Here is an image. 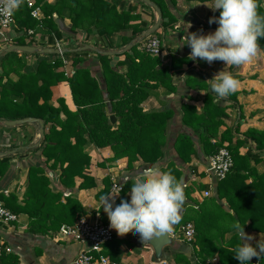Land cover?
<instances>
[{
  "label": "trees",
  "instance_id": "16d2710c",
  "mask_svg": "<svg viewBox=\"0 0 264 264\" xmlns=\"http://www.w3.org/2000/svg\"><path fill=\"white\" fill-rule=\"evenodd\" d=\"M33 6L39 8L43 18L36 20L31 17V10L21 5L14 13L15 33L21 35L12 39L18 46H32V39L26 35L28 30L41 32V37H48L49 43L59 38V32L53 23L52 16H67L72 29L78 28L90 33L96 30L101 36H111L119 32L130 31L131 38H135L147 30L135 8H124L120 4V11L116 10L115 1L107 0H57L52 7L44 4V0H32ZM157 6L160 15V27L153 34L157 38H165L166 32L172 30L176 20L169 12L162 0H150ZM205 1V0H200ZM141 5L143 3L139 1ZM43 4V5H41ZM148 7V6H146ZM258 11L264 14V0H258ZM217 9L215 16L218 17ZM25 39L27 42L25 43ZM160 39V40H161ZM162 41V40H161ZM264 53V38L259 39ZM164 45V44H163ZM165 49V47H164ZM87 52L72 53L69 75L65 76L62 61L57 55H39L37 53L24 54L40 58L34 71L26 72V63L19 53H4L0 51V125L4 128L5 122H13L27 118L41 120L43 123V137L40 142L41 155L45 158L48 172L59 169L60 184L68 189L74 187V179L80 178L82 182L78 190L90 189L92 178L85 174L90 166V157L85 152L88 145L97 149L109 148L112 157L108 162L119 159L127 160V170H132L134 162L142 161L145 165L158 166L164 161L167 148L168 123L172 118L171 110H153L144 112L141 108L143 102L150 94L159 89L168 93L176 91L173 85V76L185 74L186 85L205 92L203 108L200 114L194 106L181 104L182 124L189 127L193 134L198 136L199 146L206 157L218 153L226 148L230 153L233 166L226 178L217 183L216 194L218 198L227 199L231 210L240 219V211L247 212L251 223L250 228L256 233L264 234L261 222L264 219V176L259 175L254 168L249 167L248 160L258 163V155L264 153V130L250 129L245 132L242 139L232 144L233 136L230 130L221 133V139L211 143L216 138L218 128L223 125L222 118L226 109L237 110V127L242 117L240 106L236 100V93L230 94L222 100L228 106L215 103L218 97L210 89V80L205 73L190 74L194 63L188 58L168 57L164 66L157 58L146 55L136 47L126 52L122 61L112 62V58L99 55L101 78L98 81L90 75V71L82 67ZM69 54H64L65 61ZM52 58V59H48ZM68 65L66 62L65 66ZM117 67H126L124 73L117 72ZM59 83H67L71 100L75 110H70L63 99L51 101V87ZM223 105V106H222ZM60 114L65 119L60 120ZM114 116L117 123L111 126L109 117ZM228 145L224 146V143ZM247 142L255 144V150L248 151L243 157L239 156L238 149ZM173 149L177 158L183 164H189L197 157L194 143L189 135L180 134L176 137ZM39 149H34L36 152ZM10 157L0 159V178L9 168ZM162 170H171L172 174L181 182L182 172L174 161H167ZM241 171L247 175L240 174ZM251 177L252 182L245 185ZM104 188L95 195L101 202V197L109 194L111 182L109 178L103 180ZM132 180H127L120 191L117 204L130 191ZM50 182L42 167H30L27 173V188L23 205L17 204L14 195L0 194V203L14 215L26 213L30 219V231L40 232L39 223L51 220L50 230L58 232L62 225H72L81 215L91 211L81 207L79 202L71 195L61 202L62 193H54L49 189ZM208 189L199 186V190ZM233 190L237 196L230 197L227 190ZM189 197V193L185 192ZM208 199V198H206ZM200 212H191L181 216L177 224L192 223L195 230V239L192 246L195 250L197 264H205L208 259L218 256L219 264H239L234 258L238 238L234 235L227 245H219L218 237L210 235L208 219ZM96 212L92 211V214ZM97 213L100 222L109 225V219L100 206ZM175 224V225H177ZM174 225V226H175ZM173 226V228H175ZM222 237V236H220ZM219 237V238H220ZM115 261V260H113ZM0 264H17V258L10 254H3Z\"/></svg>",
  "mask_w": 264,
  "mask_h": 264
},
{
  "label": "crops",
  "instance_id": "0c3cea01",
  "mask_svg": "<svg viewBox=\"0 0 264 264\" xmlns=\"http://www.w3.org/2000/svg\"><path fill=\"white\" fill-rule=\"evenodd\" d=\"M56 1L44 0V4L52 7L56 4ZM107 1L117 2L115 5L118 12L120 11V4H123L125 9L134 7V12L140 15L141 21L146 25L147 30L135 38H131L130 31L119 32L111 36H101L96 30L90 33H86L84 30L78 28L73 30L72 23L67 16L58 17L54 14L52 16L53 23L60 35L59 38L55 39L60 42L63 55L69 54L68 59H66L68 65L60 67L61 71L67 72V76L70 74L68 68H70L71 64V54L87 52V59L82 63V67L88 69L90 75L99 81L101 78V67L98 56L106 55L112 58L113 63L122 61L124 59L123 55L132 48L136 47L137 50H140L142 40L147 37L145 34L158 21L156 12L142 2V0ZM162 1L176 20L174 28L166 32L165 38H160L168 55L164 60L165 62L162 63L165 66L170 56L176 58L189 57L191 49L184 44L187 42L188 33L197 32L202 29L203 33L207 34L215 31L218 25L216 23L209 24V19L216 17L215 13L217 10L214 11L210 8L214 6V0ZM40 15L42 19L43 15L41 11ZM34 34L40 38L46 37H41V32L38 31ZM19 35L21 33H15L14 30H11L8 38H6V42L4 36L0 35V51H4L10 46H18L13 44L12 39ZM26 42L27 40L25 39ZM24 54L26 53H19L18 56L26 63L25 71H34L41 57L35 58L34 56H24ZM0 58L2 59V56ZM256 58L257 63L253 59L239 66L225 65L223 61L219 60L209 64L199 58L192 65H188V68L192 67V72L190 73L192 75L203 72L209 79H212L220 71H224L233 73L240 82L235 92L236 100L239 106L242 107V110L248 111V114L246 112L242 114L238 125L239 130L236 132V118L238 115L231 113L233 109H226V115L222 118L223 125L218 128L217 136L215 139H211V143L220 140L221 133L225 130L231 131L230 135L233 136L232 144L237 139L241 140L243 134L250 129L264 130V53L260 51ZM125 70L126 67H117L116 69L120 73H124ZM187 77V75L181 73L174 75L173 85L176 88L174 93H168L163 89H159L152 92L141 105L144 112L153 110L173 111L172 118L168 123V142L164 161L159 163L158 167L163 166L167 161H174L175 166L182 172L181 182L184 186V193H189V197L185 196L180 213L181 216L185 217L191 212H200L201 206L205 205L202 213H204L205 219L209 220L208 230L210 231V235L218 237L217 243L219 245L223 246L230 243L232 237L235 235L231 229V223L234 221H238L241 225H244L245 232L254 237L251 243L255 244L260 239V236L264 238V234L256 233L250 228L251 220L247 212L240 211V219L236 217L234 211L230 209L227 203L226 194L224 198H218L216 194L217 184L205 173L209 157L204 156L199 146L198 136L193 134L189 127L182 124L181 104L194 106L196 112L200 114L205 96L204 91L186 85L185 80ZM50 90L52 102L55 103L56 100L63 99L70 110H75L67 83H59L51 87ZM221 99L223 100V98L215 99L214 102L225 106L230 104L226 102L222 103ZM257 110L259 113L250 114ZM59 118L61 121L65 119L62 114H60ZM4 128L0 125V159L10 157V160L7 172L0 178V194L4 196L14 195L18 205H23L24 202L28 169L30 167H42L50 182L49 189L54 193H62V203L65 202V197L71 195L79 202L81 207L91 211V213L81 215L79 218H94L96 215H99L97 211L101 206V202L95 199V195L103 190V180L105 178H109L111 184L123 185L127 180H132L144 168L151 167L139 161L132 164V170H127L126 159H119L115 162L107 161L112 157V152L109 148L97 149L93 145H88L85 152L90 157V166L85 171V174L92 178L94 186L90 189L78 190V186L82 180L76 177L74 179V187L66 189L59 182V169L54 170V172H48L47 168L51 163L46 165L45 158L41 155V139L39 137L38 124H24L11 128L4 126ZM180 134L191 137L197 152V157L193 158L189 164H183L177 158L173 149L174 140ZM36 145L38 146L36 147ZM226 145L228 143L225 142L224 146ZM34 149L39 150L34 152ZM254 150L255 144L247 142L239 147L238 153L239 156L243 157L248 151L252 152ZM258 160V163H255L252 159H249V167L254 168L259 175L264 176V153L258 155ZM240 174L245 176L247 172L241 171ZM251 182L252 178L249 177L244 184L248 185ZM200 185L207 186L208 189L199 190ZM207 190L210 192V197L203 199L201 194ZM226 193L230 197L237 196L231 189L227 190ZM109 194L116 195L115 201L117 204L120 193H112L110 187ZM124 198H127V195ZM92 211L96 213L92 214ZM29 223L30 219L26 213L18 214L17 222L9 224L0 223V239L4 243V246L10 250L9 254L17 258V264H72L81 252L89 251L90 249L88 244L62 240L57 237L58 232L49 229L51 227V220L41 221L39 223L41 231L36 233L30 231ZM180 225H175V228H172V231L169 232L174 243L163 250L161 260L155 259L152 249L147 245V240L142 241L140 235L134 229L129 230L124 235L116 234V238L110 244L103 247V253L119 264H197L195 250L197 251L198 248L195 247L194 250L192 245L188 246L181 241ZM261 226L264 227V219L261 222ZM233 243L238 245L240 241L238 239V242ZM213 260H216V264H219L217 254L207 261ZM250 264H264V256L260 260L253 257Z\"/></svg>",
  "mask_w": 264,
  "mask_h": 264
},
{
  "label": "clouds",
  "instance_id": "9594fccd",
  "mask_svg": "<svg viewBox=\"0 0 264 264\" xmlns=\"http://www.w3.org/2000/svg\"><path fill=\"white\" fill-rule=\"evenodd\" d=\"M23 0H0V15L11 16ZM218 17L209 19V24L218 27L207 34L203 30L188 33L186 44L190 49L188 59L199 58L211 64L223 61L225 65H242L252 61L262 51L259 39L264 38V14L258 11V0H214ZM210 81V89L218 98L236 92L239 80L233 73L220 71ZM116 195L101 197V207L109 219V226L117 234L124 235L134 229L143 240L167 234L181 219L185 201L184 186L171 170L158 166L146 167L134 178L127 198L115 201ZM231 229L240 243L235 248L234 258L239 264H250L253 257L264 256V238L255 244L254 237L244 230L238 221Z\"/></svg>",
  "mask_w": 264,
  "mask_h": 264
},
{
  "label": "built area",
  "instance_id": "2783aa9c",
  "mask_svg": "<svg viewBox=\"0 0 264 264\" xmlns=\"http://www.w3.org/2000/svg\"><path fill=\"white\" fill-rule=\"evenodd\" d=\"M21 5H26L31 10L30 15L32 18L36 20L41 19L39 8L33 6L32 0H23ZM14 13L11 16L0 15V35L4 36L5 42L6 38H8V33L15 28ZM26 35L32 39V47L38 49L53 48L57 50L59 52L57 56L62 61L63 66H65L66 61L60 42L53 39V44H50L48 37H37L31 30H28ZM140 50L152 58L159 59L161 63L168 56L165 52L163 42L155 36H147L144 38L141 42ZM65 76H67V72H65ZM232 166L233 161L230 153L226 148H221L217 154L208 158L205 173L217 184L226 178ZM121 189L122 185L116 183L111 186L112 193L119 194ZM201 197L203 199L209 198V190L203 191ZM13 222H17V216L5 209L0 203V223L9 224ZM179 232L181 241L191 246L196 235L193 224L187 223L180 226ZM116 234L115 229L110 228L109 225L102 224L99 215H96L94 218L81 217L72 225L61 226L58 230L57 237L62 240L89 245V251L81 252L72 264H119L103 253V247L110 244L116 238ZM9 252L10 250L4 246V243L0 239V259L3 254H9ZM205 264H216V260L206 261Z\"/></svg>",
  "mask_w": 264,
  "mask_h": 264
},
{
  "label": "water",
  "instance_id": "95a60500",
  "mask_svg": "<svg viewBox=\"0 0 264 264\" xmlns=\"http://www.w3.org/2000/svg\"><path fill=\"white\" fill-rule=\"evenodd\" d=\"M145 4L150 6L157 14L158 21L157 23L145 34V36H150L153 34L160 25L161 15L160 12L154 4L150 2V0H142ZM10 52H18V53H26V54H33L37 53L39 55H58L59 52L54 49H38L31 46H10L6 50H4V53H10ZM1 59V58H0ZM109 123L111 126H114L116 123V118L114 116L109 117ZM24 124H38L39 126V137L42 139L43 137V123L41 120L33 119V118H27L23 120H17L13 122H5L4 126L7 128L15 127L18 125H24ZM38 145H36L37 147ZM173 240L170 236V233L163 234L160 236H155L150 240H147V245L152 249L154 257L156 260L162 259L163 250L166 247H170L173 245Z\"/></svg>",
  "mask_w": 264,
  "mask_h": 264
},
{
  "label": "rangeland",
  "instance_id": "374dc122",
  "mask_svg": "<svg viewBox=\"0 0 264 264\" xmlns=\"http://www.w3.org/2000/svg\"><path fill=\"white\" fill-rule=\"evenodd\" d=\"M7 36H9V33H8V35ZM150 36H154V35H150ZM254 62H256L257 61V58H254V60H253ZM165 62V61H164ZM257 63V62H256ZM225 98V97H224ZM223 98V99H224ZM230 104H231V102H229ZM229 109V108H228ZM233 110H234V112H233ZM233 110H231L232 112V114H236L237 115V110L236 109H233ZM240 111H241V113L242 114H245V112H246V114H248V111H243L242 110V107H240ZM256 113H259V111L257 110V111H255V112H251L250 114H256ZM236 117V116H235ZM223 122V121H222ZM116 123H117V119H116ZM115 123V124H116Z\"/></svg>",
  "mask_w": 264,
  "mask_h": 264
}]
</instances>
